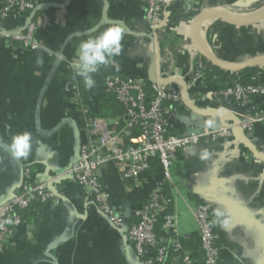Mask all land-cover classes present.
Here are the masks:
<instances>
[{"label":"crops","instance_id":"0c3cea01","mask_svg":"<svg viewBox=\"0 0 264 264\" xmlns=\"http://www.w3.org/2000/svg\"><path fill=\"white\" fill-rule=\"evenodd\" d=\"M4 2L0 0V7ZM238 8H249L253 16H203L208 10ZM263 12L264 0H172L165 25L155 33V46L146 37L148 25L139 0H40L32 14L41 44L38 51L0 39V205L20 187L24 169L32 170L37 183L64 173L87 137L86 116L98 114V105L107 99L99 69L93 74L96 83L91 90L82 79L73 78L81 41L120 26L122 51L108 64L113 73L147 82L160 78L181 93L182 81L193 109L182 108L172 133L185 135L206 123L218 125L216 113L222 102L213 94L235 80L215 67L230 75L203 84L193 82L198 61H205L204 44L208 52L229 64L264 56V18L254 19ZM24 20L10 16L0 20V26L14 31L22 28ZM248 69L264 84V63ZM247 77L237 78L246 82ZM254 105L264 110V98L257 97ZM107 118L111 127L121 125L120 118ZM25 131L32 136L30 155L15 158L9 148L11 138ZM247 139L258 156L229 141L190 147L172 167V182L165 187L171 200L169 213L177 216L178 234L190 239L197 259L193 211L206 201L220 235V264H264V122L256 124ZM151 168L138 184L121 180L112 164L100 172L115 213L125 219L121 229L69 177H62L52 185L61 197L59 204L24 212L25 223L11 237L7 251L0 253V264H139L124 230L134 222V211L154 183L161 180L157 163ZM218 211L223 215L217 217Z\"/></svg>","mask_w":264,"mask_h":264},{"label":"built area","instance_id":"2783aa9c","mask_svg":"<svg viewBox=\"0 0 264 264\" xmlns=\"http://www.w3.org/2000/svg\"><path fill=\"white\" fill-rule=\"evenodd\" d=\"M148 25L147 37L154 41L155 31L166 22V11L172 0H139ZM40 0H5L0 7V20L10 16L23 17L24 30L10 31L0 26V39L5 43H18L29 52L38 51L41 44L37 27L31 20ZM27 24V25H26ZM26 25V26H25ZM157 54V52H156ZM158 66V55L155 57ZM105 93L113 95L124 108L121 125L111 127L109 119L99 114L86 116L87 137L80 146L78 157L66 171L46 182L37 183L30 168L23 171L22 183L17 194L0 205V253L7 251L11 237L24 225L23 212L38 203L54 207L59 204L53 183L66 176L82 191L109 222L121 229L125 219L115 213L108 192L104 188L100 172L106 165L117 167L121 180L138 184L150 175L152 163L156 162L161 180L153 185L152 192L134 213V222L124 231L128 244L135 252L139 264H220V235L215 229L212 207L199 202L193 211L197 225V241L200 257H193L191 250L184 249L177 229V216L169 213L171 200L165 193L172 182V167L178 155L198 145H213L231 141L233 147L239 142L233 137L234 124L228 117H220L217 126L212 123L192 130L185 135H175L179 110L186 107L182 93L157 81L147 82L140 78H124L113 73L112 66H101ZM235 80L213 94L220 100V111L228 110L238 118V126L245 137L256 124L264 122V110L255 109V99L264 98V84L252 75L246 82ZM194 83H205V67L196 69ZM237 109V111H235ZM126 139L127 141H123ZM11 219L12 224L4 221Z\"/></svg>","mask_w":264,"mask_h":264},{"label":"clouds","instance_id":"9594fccd","mask_svg":"<svg viewBox=\"0 0 264 264\" xmlns=\"http://www.w3.org/2000/svg\"><path fill=\"white\" fill-rule=\"evenodd\" d=\"M190 7V5H186ZM122 29L120 26H110L94 38L81 41L76 50L73 78L82 79L87 90L95 87L96 81L93 74L97 73L101 66L112 62V58L120 55L122 51ZM32 136L25 131L12 136L9 148L15 158H27L30 155ZM217 217L223 215L216 213ZM5 224H12L11 219L5 220ZM215 223V221H214ZM224 223H227L225 220ZM235 256V253H233Z\"/></svg>","mask_w":264,"mask_h":264},{"label":"water","instance_id":"95a60500","mask_svg":"<svg viewBox=\"0 0 264 264\" xmlns=\"http://www.w3.org/2000/svg\"><path fill=\"white\" fill-rule=\"evenodd\" d=\"M227 13L228 14H226V15H230L229 13H231V12H227ZM209 15H225V14L220 13V12H218L215 9L208 10L206 13L203 14V16H209ZM32 18H33V16L27 20V24L29 22H31ZM260 18H264V12L261 13L260 15H257L256 17H254V19H260ZM24 29H25V27L24 28H21V29H18V31H22ZM155 33H156V31H155ZM146 37H147V35H146ZM155 37H156V34L154 36V41L153 42L155 43V46H157V42H156V38ZM156 52L158 53V51H156ZM202 58L206 62H208L209 64H211L212 66L218 67L219 69H221V70H223L225 72H228L230 74H240L245 69L252 68L254 66H258V65H261V64L264 63V56L256 57V58L251 59L249 61H246L245 63H242V64H229V63L223 62V61L217 59L210 52H203L202 53ZM156 81H157V83H159L162 86H165L166 85V83H163L160 78L156 79ZM179 82L182 84V87H183L182 97H183V101H184L185 106L187 108L193 109L191 107L188 99H187V90H186L185 84L182 81H179ZM216 116L230 118V120L234 124V128L232 130L233 137L239 142L240 145H243L244 147L249 148L255 156H258V153L254 149H252L250 147L249 141L245 137L242 128H240L238 126V118L235 116L234 113H232V112H230L228 110H222V111H219L218 113H216ZM21 169H22V166H21ZM18 189L13 193V195H11V197H13L15 194H17Z\"/></svg>","mask_w":264,"mask_h":264},{"label":"trees","instance_id":"16d2710c","mask_svg":"<svg viewBox=\"0 0 264 264\" xmlns=\"http://www.w3.org/2000/svg\"><path fill=\"white\" fill-rule=\"evenodd\" d=\"M203 66L205 67V82H210L213 80V78H215L216 76H221V75H227L229 76L230 74H227L225 72H222L220 70H218L217 68L215 67H212L209 63H206L205 61H201ZM252 70H246L244 71L243 73L241 74H238L236 76H241V75H248L247 77V80L249 79L250 76H252ZM230 76H233L235 77L234 74L230 75ZM222 90V89H221ZM98 114L99 115H102L104 117H117V118H120L122 117V115L124 114V108L123 106L117 102L116 98L111 95V94H108L107 95V99L103 102H101L99 105H98ZM182 109L179 110V112L181 111ZM42 205L36 203L32 206H30V208H33V207H41ZM29 208V209H30ZM28 209V210H29ZM27 211V210H26ZM25 212V211H24ZM24 212H23V215H24ZM182 244H183V247L184 249H189L191 250L192 249V246L189 242L185 241V240H181ZM199 255H200V247H199V251H198Z\"/></svg>","mask_w":264,"mask_h":264},{"label":"bare ground","instance_id":"6f19581e","mask_svg":"<svg viewBox=\"0 0 264 264\" xmlns=\"http://www.w3.org/2000/svg\"><path fill=\"white\" fill-rule=\"evenodd\" d=\"M217 11L218 12H220V13H223V14H228L226 11H223V10H221V9H217ZM230 15L229 16H234V15H248V16H253V14L252 13H234V12H231V13H229ZM255 16H257V15H255ZM205 27H206V24H205ZM204 51L205 52H208L207 51V46H206V43L204 44Z\"/></svg>","mask_w":264,"mask_h":264},{"label":"rangeland","instance_id":"374dc122","mask_svg":"<svg viewBox=\"0 0 264 264\" xmlns=\"http://www.w3.org/2000/svg\"><path fill=\"white\" fill-rule=\"evenodd\" d=\"M228 11L229 12H235V13H248V12H250V9L249 8H238V9H229ZM201 64H202V62L198 61L196 67H199Z\"/></svg>","mask_w":264,"mask_h":264}]
</instances>
